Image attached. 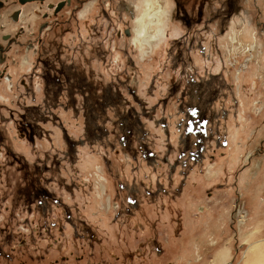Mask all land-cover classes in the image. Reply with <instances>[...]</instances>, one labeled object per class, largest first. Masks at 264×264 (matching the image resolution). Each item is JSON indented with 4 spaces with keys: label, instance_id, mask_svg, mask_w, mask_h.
Masks as SVG:
<instances>
[{
    "label": "rangeland",
    "instance_id": "374dc122",
    "mask_svg": "<svg viewBox=\"0 0 264 264\" xmlns=\"http://www.w3.org/2000/svg\"><path fill=\"white\" fill-rule=\"evenodd\" d=\"M126 1L135 7L126 25L110 4L112 28L96 7L100 35L83 29L75 56L101 41L108 50L106 64L90 60L93 86L27 101L31 142L19 120L5 122L0 264H245L264 255V0H177L185 25L168 22L169 0L150 45L133 35L144 0ZM125 26L134 66L119 51L123 37L109 39ZM6 147L29 165L8 164ZM25 186L30 197L18 198Z\"/></svg>",
    "mask_w": 264,
    "mask_h": 264
},
{
    "label": "flooded vegetation",
    "instance_id": "af4514ba",
    "mask_svg": "<svg viewBox=\"0 0 264 264\" xmlns=\"http://www.w3.org/2000/svg\"><path fill=\"white\" fill-rule=\"evenodd\" d=\"M166 1L169 5V0ZM226 1L230 3V0ZM173 2L174 6L171 7L168 22H172V19L183 21L184 16L176 5L177 0H173ZM110 4L117 12L116 19L119 20V24L126 25L124 17H133V8L135 7L133 4L128 5L126 0H0V94H4L0 95V144L4 139L2 131L7 128H4L5 124L11 123L14 126L16 120H19L17 129L20 134L28 142H31L34 132L27 116L34 108L30 104H26L27 101H36L39 95L40 100L46 102L49 97V89L53 91L52 97L57 101L66 86L74 87V90L93 86V79L90 78L92 75L90 60L93 58L106 64L104 54L108 50L104 49L106 41H101L104 36L97 45L93 43L94 46L89 57H84L81 60L75 55L79 53V49L82 50L84 47L83 29L88 30L90 37H87L89 39L95 38L97 34L100 35L95 24L96 7H98L101 19L110 24V26L107 25V28H112V16L106 8V5ZM231 9L232 6H229L224 10L227 18L233 12H238V5H236L235 11ZM36 11L39 12L38 18ZM210 13L213 15L212 12ZM201 14L200 12L196 14L198 20L201 18ZM214 17L216 16L213 15L211 18ZM135 20L138 22L139 19ZM186 24L189 25V22L186 21ZM122 31L119 33L120 36L117 31H114L116 34L109 39L116 41L118 37L124 39L131 34L127 26L123 27ZM67 34L70 35L68 38L72 39L71 44L62 42ZM55 35L57 40L54 41ZM176 39L173 38V41ZM121 42L119 51L124 55L125 66L127 64L134 66L132 58L127 56V40L124 39ZM175 42L177 43V41ZM167 51L168 53L171 51V46H168ZM180 55L181 52L178 50L175 59L180 60ZM81 61L85 62L87 66L81 65ZM177 64L175 62L174 66ZM83 71H87L86 74ZM18 87L21 90L15 98ZM132 96L137 102L138 99L133 92ZM103 98L107 100L108 94L105 93ZM188 114L190 117L193 116L192 111H189ZM5 150L6 155L10 158L8 164L12 165V162H17L22 166L29 165L27 159L16 156L10 147H6ZM30 182L31 180L28 181V183ZM39 188L43 195L50 196L46 187L40 186ZM28 190L32 191L25 186L18 193V198L22 195L30 197V191L27 193ZM35 191L37 192V190Z\"/></svg>",
    "mask_w": 264,
    "mask_h": 264
},
{
    "label": "bare ground",
    "instance_id": "6f19581e",
    "mask_svg": "<svg viewBox=\"0 0 264 264\" xmlns=\"http://www.w3.org/2000/svg\"><path fill=\"white\" fill-rule=\"evenodd\" d=\"M166 3H165V2ZM144 10L142 11L141 14H139L138 17V22L135 20V25H134V41H137V43L141 45H150L149 44V38L153 34V26L156 25L158 26L161 24L162 21V15L166 13V6L167 1L166 0H144ZM167 18V17H166ZM165 18V20H166ZM162 25V24H161ZM159 32H162L163 29L158 28ZM260 247V246H259ZM258 247V249H259ZM264 246L262 245V248ZM252 250V246L250 248ZM257 249V248H254ZM264 250V249H263ZM257 252V253H255ZM254 253H249L248 257L246 260L250 263L251 260L253 259L255 263L253 262L252 264H264V255L262 254V251H255ZM246 263L245 264H249ZM251 264V263H250Z\"/></svg>",
    "mask_w": 264,
    "mask_h": 264
},
{
    "label": "crops",
    "instance_id": "0c3cea01",
    "mask_svg": "<svg viewBox=\"0 0 264 264\" xmlns=\"http://www.w3.org/2000/svg\"><path fill=\"white\" fill-rule=\"evenodd\" d=\"M177 21H178V20H177ZM181 22H182V21H181ZM182 24L185 25V22L183 21ZM195 25L198 26V25H200V24L198 23V21H195ZM173 38H177V36H173ZM202 136H204V134H202ZM188 144H193V141H191V140L186 141V142H185V145L188 146ZM201 145H202V144H199V143H198V146H199L198 148H199V150H202ZM187 148H188V147H185V149H187ZM187 178H189V175L186 177V182H185L186 185H185V186H187V184H188V181H187L188 179H187Z\"/></svg>",
    "mask_w": 264,
    "mask_h": 264
}]
</instances>
